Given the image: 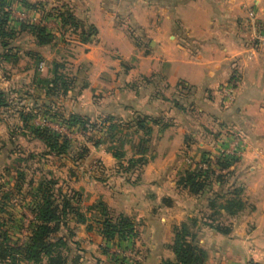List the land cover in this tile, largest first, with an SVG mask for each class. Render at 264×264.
<instances>
[{
  "label": "crops",
  "instance_id": "0c3cea01",
  "mask_svg": "<svg viewBox=\"0 0 264 264\" xmlns=\"http://www.w3.org/2000/svg\"><path fill=\"white\" fill-rule=\"evenodd\" d=\"M26 1L70 9L97 30L88 42L78 36L74 39L83 48L81 60L87 65V86L77 96L78 114L148 118L139 130L149 133L136 154L146 153L140 175L98 180L102 187L98 192L90 188L91 183L75 188L87 203L103 199L112 210L133 218L134 245L145 257L143 264H177L170 248L174 227L212 211L204 200L207 194L194 196L178 186L181 176L199 169L201 156L211 149L205 139L191 143L187 138L189 115H179L161 103L169 99L172 88L181 87L182 94L188 91L198 103L188 107L208 114L220 130L227 125L238 127L249 141L247 156L231 167L229 183L241 184L246 205L235 216L223 214L221 222L231 226V232L222 234L199 221L198 241L207 251L205 264H264V47L255 39L264 29V0ZM138 80H143L138 89L161 84L162 98L152 95L147 100L136 88L127 87ZM232 82L235 97L224 109L218 105L217 88ZM175 112L182 123L163 120ZM99 158L107 168L117 163L112 155ZM88 223L77 224L76 229V237L90 253L85 261L116 262L111 244L97 226L88 229ZM119 264H129L128 259Z\"/></svg>",
  "mask_w": 264,
  "mask_h": 264
},
{
  "label": "rangeland",
  "instance_id": "374dc122",
  "mask_svg": "<svg viewBox=\"0 0 264 264\" xmlns=\"http://www.w3.org/2000/svg\"><path fill=\"white\" fill-rule=\"evenodd\" d=\"M7 8L10 13L7 29L19 30L22 22L26 20L29 23L46 25L50 33L52 32L55 36L53 43L41 47L37 45L29 30L20 31L14 38V45L18 44L22 49L13 47L7 59L0 56V89L8 93L7 99L12 101L8 106L0 107V219L7 222L13 242L23 245L31 233L34 220L32 214L33 193L38 184L45 178L58 181V186L68 195L75 194L77 199L74 202L81 206L82 211L89 218L88 225L97 226L94 222L97 213L92 207L99 201L105 202V200L98 199L95 203L88 204L83 193L75 188H86L91 183L90 188L98 192L99 189H102L98 180H109V178L111 180L113 176L116 177L118 174H123L129 179L137 178L145 164L130 161L142 156L140 154L136 156V154L142 143H146L149 133L144 130L139 131L135 123L139 119L147 122L148 118L144 115H137L136 120L133 116L127 115L113 120H110V116L92 117L86 129L80 126H67L64 121L55 120L49 115H44V113L26 122L23 114L31 112L35 98L40 99V104L46 99L44 91L38 88L36 77L37 75L39 77L48 76L49 67L52 66L53 61H58L63 65L60 73L66 77L69 84L72 82V85L66 94L63 91L60 92L59 98H56V102L51 108L52 112L56 111L65 118L77 113L79 111L77 107L78 95L86 88H83V85L87 83V65L81 60L83 48L79 49L74 43L78 33H74L72 28L63 27L61 18L54 19V15L49 16V13H58L66 8L41 6L39 9L33 10L22 6L19 0H13ZM43 10L47 13L48 18L46 20L41 17ZM56 20L59 21L58 24ZM32 50L40 51L43 61H36ZM0 53L2 55L6 51L0 47ZM41 63H43V67L40 66ZM72 79H75L73 80L74 83ZM140 81L143 84V80H138L129 83L127 87L136 88L139 93H142L141 97L146 96L147 100L152 95L162 98L161 93L158 92L163 87L161 84L150 85L148 86L149 89L146 88V90L144 87L138 89L137 85L140 84ZM225 84L219 85L216 92L218 105L224 109L230 107L236 93V83L232 82V98L227 100L224 97L227 89ZM181 91V87L172 88L167 93L169 99L165 103H161L163 106L166 103L168 106H172L179 115L185 113L189 115L190 118L187 121L189 129L197 132L190 131V134H187L191 143L194 139H205L211 147L201 156L199 163L209 159L215 165L213 166L215 171L218 170L217 161L227 157L223 154L222 149H232L234 135H240L243 142V150H240L236 162L246 157L249 153V141L245 133L241 132L238 127L231 125L224 126L220 130L218 126L213 125V120L208 117V114L197 113L196 106L198 105L196 104L198 103L193 102L190 93L185 91L182 94ZM185 96L187 99L184 98ZM189 103L196 106L191 109L187 106ZM166 119H163L167 121L166 123H173L177 120V123L180 124L182 121L176 112L175 114L170 113V118ZM163 120L162 125H164ZM112 125H117V127L112 129ZM38 127H49L55 135L60 136L61 140L66 139L69 142L68 153L58 155L56 152L50 151V148L42 140L35 137L33 129ZM114 151L124 153V157L115 158L112 153ZM108 154L117 160V163L109 168L103 166L99 158L102 156L107 159ZM145 155L146 153L142 157L146 158ZM20 173H24V181L18 178ZM1 209L3 210L1 211ZM87 223H78L70 218L62 226L59 235L66 236L71 247V252H68V264H89L85 261L89 253L87 246L83 240H78L79 238L76 237L78 235L76 233L77 224ZM96 230L98 231L97 227ZM72 233L74 236L71 235ZM112 247L115 248V246ZM127 250V254L130 255L131 252L129 249ZM93 263L94 261L91 260V264ZM128 263L131 264L130 260ZM112 264L119 263L113 261Z\"/></svg>",
  "mask_w": 264,
  "mask_h": 264
},
{
  "label": "trees",
  "instance_id": "16d2710c",
  "mask_svg": "<svg viewBox=\"0 0 264 264\" xmlns=\"http://www.w3.org/2000/svg\"><path fill=\"white\" fill-rule=\"evenodd\" d=\"M12 1L0 0V47L6 51L2 55L0 53V56L7 59L13 47L21 48L18 44L14 45V38L23 30H29L37 45L41 47L53 43L55 36L44 24L29 23L24 20L19 30L7 29L10 16L7 7ZM19 1L28 9L36 10L41 6L43 7V5L28 3L26 0ZM58 13L63 27L72 28L83 42H88L91 36L96 34V28L79 19L72 10L65 9ZM53 14L49 13V16ZM32 52L35 54L36 61H43L40 51L32 50ZM51 65L48 76L39 77L37 75L36 77L38 88L44 91L46 99L40 104V99L35 98L31 112L23 114L25 121L32 120L44 113V115H49L55 120L64 121L67 126H80L86 129L90 121L89 117L73 113L69 118H65L56 111L52 112L51 108L54 106L56 98H59L61 91L66 94L70 90L72 82L69 84L66 77L60 73L63 66L60 62L53 61ZM86 86L87 83L83 85V88ZM7 97L8 93L0 89V107L8 106L12 102L11 100L8 101ZM39 112L41 113L39 114ZM113 119L110 117V120ZM144 122L146 121L139 120L135 126L139 130L144 129L142 126ZM116 127L117 125H112L111 128ZM33 132L37 139L42 140L50 148V151L56 152L58 155L68 153L69 142L66 139L61 140L60 136L55 135L49 127L34 128ZM112 153L117 159L124 157V153L116 151ZM130 162L146 164V158L141 156L138 159H131ZM204 162L208 165L207 169L186 171L178 180V186L187 189L194 196L202 197L207 194L208 196L204 200L212 211L201 218L191 217L181 225L174 227V241L170 248L175 254V263L177 264H205L207 251L198 241L199 221L222 234H229L232 227L221 222L223 214L235 216L242 212L246 206L241 197L243 187L236 183H229L234 172L231 167L236 159L228 157L219 159L216 164L218 167L216 171L213 168L215 165L209 159H205ZM18 178L24 181V173H20ZM214 185H217L216 189H214ZM33 197L32 214L34 220L31 233L23 245L13 242L7 222L0 219V264H68V254L71 252V247L66 236L59 235L62 226L70 218L78 223H87L89 218L82 211L81 206L75 204L76 195L71 196L64 192L55 179H43L34 191ZM92 209H95L97 213L94 222L97 224L100 235L111 246L122 247L125 243H135V222L131 216L110 209L104 201H99ZM88 229H92L91 225H88ZM71 235L74 236L73 233ZM105 252L108 253L109 249L108 251L105 249ZM111 254L117 263H122L125 260V257H121L117 253ZM165 264L171 263L165 262Z\"/></svg>",
  "mask_w": 264,
  "mask_h": 264
},
{
  "label": "built area",
  "instance_id": "2783aa9c",
  "mask_svg": "<svg viewBox=\"0 0 264 264\" xmlns=\"http://www.w3.org/2000/svg\"><path fill=\"white\" fill-rule=\"evenodd\" d=\"M46 11H42L41 13V17L42 19H47L48 17L46 16ZM58 14L59 13H55L54 12V19H57L59 18L58 17ZM52 15V16H53ZM258 43L260 45H262L264 47V29L261 27V29L259 30L258 33H256V38H255ZM41 67H43V63H41L40 65ZM224 86L227 87V89L225 90V95L224 97L229 100L232 98V94H233V91H232V84H225ZM232 149L230 148H225V149H222L223 151V154H225V156H227L228 158H233V159H237L238 158V154L240 153V150H243L242 149V146H243V142H242V139H241V136L240 135H234V138H233V141H232ZM230 149V150H229ZM232 150V151H231ZM208 168V165L207 163H205L204 161H201L200 162V165H199V169H207ZM113 248V247H112ZM127 249H129V251L131 252L130 255L127 254ZM113 253H117L119 256L121 257H125L126 259L130 260L131 264H143L144 263V260H145V257L143 255V253L141 251H139L134 244L132 243H125L122 247H115L113 248Z\"/></svg>",
  "mask_w": 264,
  "mask_h": 264
}]
</instances>
